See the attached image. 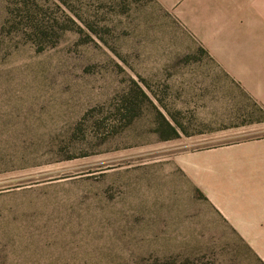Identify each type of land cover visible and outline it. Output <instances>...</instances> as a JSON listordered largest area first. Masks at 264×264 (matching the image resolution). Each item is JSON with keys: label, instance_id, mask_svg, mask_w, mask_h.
I'll list each match as a JSON object with an SVG mask.
<instances>
[{"label": "rangeland", "instance_id": "obj_1", "mask_svg": "<svg viewBox=\"0 0 264 264\" xmlns=\"http://www.w3.org/2000/svg\"><path fill=\"white\" fill-rule=\"evenodd\" d=\"M248 99L159 0H0V264H264L202 191L263 186Z\"/></svg>", "mask_w": 264, "mask_h": 264}, {"label": "crops", "instance_id": "obj_2", "mask_svg": "<svg viewBox=\"0 0 264 264\" xmlns=\"http://www.w3.org/2000/svg\"><path fill=\"white\" fill-rule=\"evenodd\" d=\"M159 1L164 8L176 10L178 18L202 47L253 98L248 101L264 111V0H247L235 7L232 0L227 5V0H216L225 6L223 11L218 10L216 15L213 14L214 17L210 12L212 0ZM218 17L220 19L216 21ZM241 107H244L243 104ZM242 127V133L264 131V122L256 121ZM247 142L256 146L264 142V137H255ZM256 154L255 151H248L245 158L230 162L234 170L226 172L225 178L228 180L232 176L230 184L225 182L224 187H221L222 184L216 180L212 182L211 189L203 188L202 191L209 206L213 207L226 226L264 262L263 248L256 249L254 246L264 244V182L261 186L258 181ZM225 164L228 168L229 161L225 160ZM244 165H247L246 169ZM192 212L187 218L199 220L200 215L195 214L194 210ZM166 214L170 222L181 220V216L185 218L182 212L174 215L173 211L167 210ZM174 226L168 222L167 227L161 225L165 230L164 235L172 234ZM152 234H156V231H152Z\"/></svg>", "mask_w": 264, "mask_h": 264}, {"label": "trees", "instance_id": "obj_3", "mask_svg": "<svg viewBox=\"0 0 264 264\" xmlns=\"http://www.w3.org/2000/svg\"><path fill=\"white\" fill-rule=\"evenodd\" d=\"M165 122H166V120H165ZM166 124H167V126H169V129H170L171 133L173 135H177V131L172 126H170V124L168 122H166Z\"/></svg>", "mask_w": 264, "mask_h": 264}]
</instances>
